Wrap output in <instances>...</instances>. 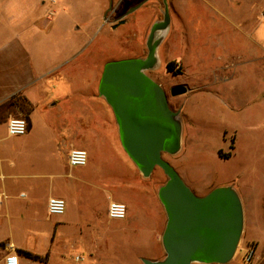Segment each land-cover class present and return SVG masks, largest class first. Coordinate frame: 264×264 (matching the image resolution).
<instances>
[{"label":"crops","instance_id":"obj_1","mask_svg":"<svg viewBox=\"0 0 264 264\" xmlns=\"http://www.w3.org/2000/svg\"><path fill=\"white\" fill-rule=\"evenodd\" d=\"M46 1L0 0V194L5 197L0 210V264L12 254L19 264L161 261L166 256L162 236L167 214L159 196L164 172L157 168L150 177L144 176L124 150L115 113L99 92L108 62L142 58V20L135 16L122 29L111 25L114 35L126 34L129 27L137 30L135 45L126 49L127 54L119 51L118 57L111 55L115 46L87 43L103 27L105 17L99 10L78 19L68 12L73 20L63 27L61 45L31 46L37 31L46 35L61 30L60 9L50 10L58 0ZM204 1L217 17L232 22L221 4ZM234 1L235 10H240L243 0ZM102 34L106 37L108 32ZM227 55L219 67L224 75H215L210 88L214 78L222 82L235 78L242 54ZM16 117L27 121L25 136L8 135V122ZM72 150L87 152L86 166H70ZM239 197L244 225L249 220L258 230L262 205ZM50 198L66 201L64 215L49 214ZM111 202L127 206L124 220L110 219ZM249 241L258 243L257 253L263 256L264 241L257 236Z\"/></svg>","mask_w":264,"mask_h":264},{"label":"rangeland","instance_id":"obj_2","mask_svg":"<svg viewBox=\"0 0 264 264\" xmlns=\"http://www.w3.org/2000/svg\"><path fill=\"white\" fill-rule=\"evenodd\" d=\"M111 1L118 10L108 13L107 19L102 20L103 27L87 43L115 46L111 53L115 57L121 50L122 54H127L126 49L135 45L136 28L129 27L126 34L114 35L111 25L143 0H72L68 4L58 0L59 3H52L50 10L60 9L61 30L46 35L37 31L30 45H61L65 41L58 42V38L63 36L65 23L75 17L91 16L97 10L104 18ZM211 1L227 9L231 23L217 17L204 0H148L126 20L132 21L135 16L142 20L144 48L139 53L144 59L152 28L164 20L165 3L168 4L169 27L154 35V41L161 38L156 53L157 64L145 72L165 90L169 106L179 114L178 120L182 124L180 150L173 156L165 155V160L199 197L217 188L231 186L239 195L253 199L264 209V0H243L240 10H235L233 0H229V5L225 0ZM68 12L73 13L72 19ZM106 31L105 37L102 33ZM239 52L243 60L239 61L235 78L229 82L214 78L210 88L215 75H224L219 71L224 55L235 57ZM170 62L176 64L173 71H168ZM179 85L187 86L189 91L172 97L171 88ZM227 154L235 156L226 160ZM162 178L165 184L168 178L164 173ZM259 213L260 227L258 230L253 228L248 220L238 250L228 264H245L242 256L248 247L256 251L251 264H264V254L257 253L258 243L249 241L255 236L264 241V212L262 218Z\"/></svg>","mask_w":264,"mask_h":264},{"label":"water","instance_id":"obj_3","mask_svg":"<svg viewBox=\"0 0 264 264\" xmlns=\"http://www.w3.org/2000/svg\"><path fill=\"white\" fill-rule=\"evenodd\" d=\"M147 1L132 7L125 17ZM167 6V5H166ZM170 24L168 7L164 20L157 22L147 40V57L108 62L99 85L100 95L112 107L120 127L124 150L140 171L150 177L159 168L168 181L160 189V200L167 214L162 236L166 256L161 261L144 264H228L238 250L244 230V210L236 190L217 188L199 197L164 156L175 155L181 147L182 124L171 110L165 90L146 75L157 64V48ZM185 85L171 88L172 97L185 95Z\"/></svg>","mask_w":264,"mask_h":264},{"label":"built area","instance_id":"obj_4","mask_svg":"<svg viewBox=\"0 0 264 264\" xmlns=\"http://www.w3.org/2000/svg\"><path fill=\"white\" fill-rule=\"evenodd\" d=\"M264 20V13H263ZM28 124L22 117L10 119L7 126V132L10 137H22L27 134ZM88 163V154L84 150H72L69 154V164L71 167H83ZM4 195L0 194V210L3 207ZM66 201L61 198H50L48 201V212L52 216H62L66 212ZM108 215L112 220L122 221L127 216V206L119 202H111L108 209ZM256 251L248 247L242 256L245 264H251L255 259ZM5 264H19L18 257L12 254L6 258Z\"/></svg>","mask_w":264,"mask_h":264},{"label":"flooded vegetation","instance_id":"obj_5","mask_svg":"<svg viewBox=\"0 0 264 264\" xmlns=\"http://www.w3.org/2000/svg\"><path fill=\"white\" fill-rule=\"evenodd\" d=\"M143 1H148V0H143ZM143 1H142V2H143ZM164 1H165V0H163V2H164ZM166 5H167V6H166ZM135 6H136V5H135ZM135 6H132V7H135ZM132 7H130L129 9H131ZM166 7H168V4L165 3V8H166ZM118 8H119V7L114 8V5H113V3H112V1H111L110 6H109V9L107 10V12H106V14H105V19H107V15H108V13L112 12L113 10L117 11ZM129 9H128V10H129ZM128 10L125 12V14L128 12ZM125 14H124V15H125ZM124 15H123V16H124ZM130 15H132V14H130ZM130 15H128V16H130ZM128 16L125 17V23H124L123 25H127V20H126V18H127ZM116 24H117V23H116ZM112 26H113V28H114L115 24H113ZM120 26H121V25H120ZM145 46H147V44H146Z\"/></svg>","mask_w":264,"mask_h":264},{"label":"trees","instance_id":"obj_6","mask_svg":"<svg viewBox=\"0 0 264 264\" xmlns=\"http://www.w3.org/2000/svg\"><path fill=\"white\" fill-rule=\"evenodd\" d=\"M176 66L175 62H170L168 65H167V68H168V71H173L174 70V67ZM231 158V154H227L224 159H230ZM28 257L32 258V259H39L38 256H34L32 254H29V253H25Z\"/></svg>","mask_w":264,"mask_h":264}]
</instances>
